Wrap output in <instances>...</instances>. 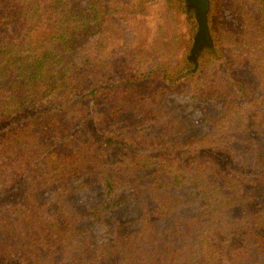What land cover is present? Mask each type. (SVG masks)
I'll list each match as a JSON object with an SVG mask.
<instances>
[{
	"label": "trees",
	"instance_id": "1",
	"mask_svg": "<svg viewBox=\"0 0 264 264\" xmlns=\"http://www.w3.org/2000/svg\"><path fill=\"white\" fill-rule=\"evenodd\" d=\"M147 1L162 21L151 42ZM155 1L0 0V264H264V0H212L197 72L191 40L162 52L181 0ZM172 93L219 102L203 110L212 131L189 135ZM124 112L153 132L116 128ZM99 186L97 203L72 198Z\"/></svg>",
	"mask_w": 264,
	"mask_h": 264
},
{
	"label": "rangeland",
	"instance_id": "2",
	"mask_svg": "<svg viewBox=\"0 0 264 264\" xmlns=\"http://www.w3.org/2000/svg\"><path fill=\"white\" fill-rule=\"evenodd\" d=\"M127 1H131V0H127ZM155 2L161 5V7L164 9V0H158ZM147 3H148L147 4L148 13H147V16H144L142 18L145 19V24H146L145 28L147 27L146 32L148 36H147L146 41L151 42L154 39V37L157 35L158 24L162 23V21H161L158 11L155 10V6H153V4H150L152 2L147 1ZM211 3H212V0H211ZM218 4L223 9H226V10L227 8H230V6L233 5L232 0H219ZM181 6H182L183 13H182L181 19L179 20V23L178 24L177 23L176 24H171V23L166 24V29L170 31L166 33L167 39L165 42H163V44L169 45V47L166 50H163L162 52L165 53L170 47H173L174 42L179 39V46L176 49V52L178 53L179 56L183 55V52H184L183 50H185L186 40L181 41V38L191 40L190 46L188 47V51L185 54V61L187 63V66L189 65L188 68L193 69L194 66L187 60V57L190 54V48L192 46L193 37L197 29V23L192 13H188L185 10L183 0H181ZM80 7H84V4L83 3L80 4ZM212 12H213V4H212L211 13H210V27L212 31V36L215 41V35L212 30L214 29L215 26L213 27L211 24ZM231 13L232 12L230 11H226V15L224 16V18L226 20H229V18H232V20L235 19L236 16L235 15L233 16V13L232 14ZM224 18L218 21L221 23L225 21ZM186 19L193 20L195 24V30L193 33H190L188 31L186 24H185ZM133 37H134V33L131 29L124 30L122 34V38L118 40V44H119L118 48L122 49L123 44L127 42L128 40L132 39ZM206 50L207 49L203 51L200 59L202 58ZM200 65L201 63L199 62V67L194 72H197L198 70H200ZM237 75L241 80L247 81L249 83L251 89L253 90L256 96L261 95L263 89L261 86V81L259 80L260 78L258 79L257 76L251 71L249 67L239 68L237 71ZM167 103L172 110L175 108L178 109L177 114L179 116H184V119L186 118L189 120V124L191 125V127L189 126L190 128L189 135L191 134L192 135H195V134L202 135L206 131H212V127L207 122L203 121V110L207 109L211 112H217L221 108L220 103L217 101L211 100V101H207L201 104H193L189 98L178 95L176 93H172L170 95V97L167 99ZM131 117H132L131 112L120 113L119 114L120 123L116 125L115 127L119 129V128L128 126L127 124H130L129 130L131 131H137V129L142 130V132H140L142 134L153 132V127L150 122H146V124H144L143 126L136 128L134 127V124L136 123L137 120H141V119H138L136 117L132 119ZM126 132L127 130H124L120 133H126ZM190 192L194 193L193 191H190ZM73 193L75 197H72V198L75 199L77 203H79L80 205L88 206L91 203L94 204L106 198V194H104V189L101 186L97 188H93V189H82V190L76 189L74 190ZM138 207H139L138 203L134 201V202L128 203L126 206H122L120 209L115 210V214L120 219H129L130 217L134 216L137 213ZM197 207L198 205L196 204L194 206L195 209L193 212H197L196 210H200ZM92 228H93V231L97 234L98 242L101 241V238L104 237V228L101 225H97V224H93Z\"/></svg>",
	"mask_w": 264,
	"mask_h": 264
},
{
	"label": "water",
	"instance_id": "3",
	"mask_svg": "<svg viewBox=\"0 0 264 264\" xmlns=\"http://www.w3.org/2000/svg\"><path fill=\"white\" fill-rule=\"evenodd\" d=\"M185 10L192 13L197 23L190 54L187 60L193 64V71L199 67L200 57L205 49H213L215 41L210 27L211 0H183Z\"/></svg>",
	"mask_w": 264,
	"mask_h": 264
}]
</instances>
